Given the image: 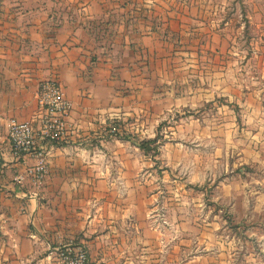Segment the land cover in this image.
<instances>
[{"label": "crops", "instance_id": "obj_1", "mask_svg": "<svg viewBox=\"0 0 264 264\" xmlns=\"http://www.w3.org/2000/svg\"><path fill=\"white\" fill-rule=\"evenodd\" d=\"M220 14L221 4L201 0H0V264H62L58 249L69 244L83 245L90 264H206L203 244L190 255L182 238L174 241L181 232L161 225L137 195L124 197L123 180L102 174L121 167L110 157L119 150L93 139H103L96 123L105 114L126 107L122 84L142 91L156 62L167 69L174 54L194 56L175 44L206 34L214 41ZM50 80L73 111L36 190L27 177L16 180L36 160L13 155L8 126L35 120Z\"/></svg>", "mask_w": 264, "mask_h": 264}, {"label": "rangeland", "instance_id": "obj_2", "mask_svg": "<svg viewBox=\"0 0 264 264\" xmlns=\"http://www.w3.org/2000/svg\"><path fill=\"white\" fill-rule=\"evenodd\" d=\"M201 2L221 4V36L175 44L194 56L156 62L142 91L122 84L125 110L93 140L119 150L121 167L102 174L181 232L190 255L199 241L206 264H264V0Z\"/></svg>", "mask_w": 264, "mask_h": 264}, {"label": "built area", "instance_id": "obj_3", "mask_svg": "<svg viewBox=\"0 0 264 264\" xmlns=\"http://www.w3.org/2000/svg\"><path fill=\"white\" fill-rule=\"evenodd\" d=\"M39 113L35 120L20 122L11 119L8 126V142L16 158L31 156L34 166L27 168L16 180L24 184L26 177L36 190H42L48 175V158L52 148L68 138L67 120L73 105L65 96L62 85L50 80L41 85L37 97ZM2 124L0 121V136ZM62 264H90L89 254L83 245H66L58 249Z\"/></svg>", "mask_w": 264, "mask_h": 264}, {"label": "trees", "instance_id": "obj_4", "mask_svg": "<svg viewBox=\"0 0 264 264\" xmlns=\"http://www.w3.org/2000/svg\"><path fill=\"white\" fill-rule=\"evenodd\" d=\"M150 143V142H149ZM148 142H141V148H143V149H145V150H149V146H148V144H149Z\"/></svg>", "mask_w": 264, "mask_h": 264}]
</instances>
